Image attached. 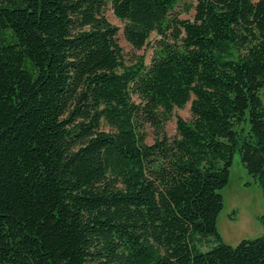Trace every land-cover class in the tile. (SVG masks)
I'll return each mask as SVG.
<instances>
[{"label": "trees", "instance_id": "obj_1", "mask_svg": "<svg viewBox=\"0 0 264 264\" xmlns=\"http://www.w3.org/2000/svg\"><path fill=\"white\" fill-rule=\"evenodd\" d=\"M177 1L0 0V264H264L216 228L235 152L264 197V0Z\"/></svg>", "mask_w": 264, "mask_h": 264}, {"label": "rangeland", "instance_id": "obj_2", "mask_svg": "<svg viewBox=\"0 0 264 264\" xmlns=\"http://www.w3.org/2000/svg\"><path fill=\"white\" fill-rule=\"evenodd\" d=\"M192 0H178L174 13L182 18L192 16V8L188 9ZM107 18L119 27L117 38L122 46L128 62L138 55H144L148 63L153 53L152 43L154 34L150 37V43L141 49H134L124 38L122 33L123 22L118 19L108 4L105 7ZM260 97L264 105V88L260 90ZM190 103L182 108H175L174 112L184 119L190 118ZM147 142H152L154 133L150 125H146ZM165 130L169 135L176 133L175 116L165 123ZM222 195V208L216 217V228L222 239L232 246L242 239H250L264 235L262 218L264 217V197L256 180L247 172L242 165L238 152L234 153L233 162L229 170L228 183L219 190ZM207 250L208 246L202 248Z\"/></svg>", "mask_w": 264, "mask_h": 264}]
</instances>
